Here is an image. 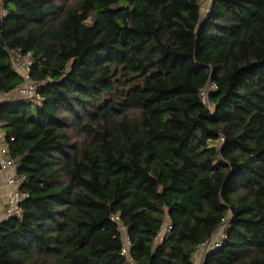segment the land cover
<instances>
[{
    "label": "trees",
    "instance_id": "trees-1",
    "mask_svg": "<svg viewBox=\"0 0 264 264\" xmlns=\"http://www.w3.org/2000/svg\"><path fill=\"white\" fill-rule=\"evenodd\" d=\"M1 5L0 264H264V0Z\"/></svg>",
    "mask_w": 264,
    "mask_h": 264
},
{
    "label": "built area",
    "instance_id": "built-area-1",
    "mask_svg": "<svg viewBox=\"0 0 264 264\" xmlns=\"http://www.w3.org/2000/svg\"><path fill=\"white\" fill-rule=\"evenodd\" d=\"M15 67L18 73H20L26 80V85L21 87L18 91L21 98H33L36 96V85L30 80V73L32 67V54H21L20 52L14 53ZM213 88L209 86L204 90L203 98L208 93L209 89ZM5 134L0 128V175L3 179L4 186L7 188V210L5 216L7 218L20 214V204L24 201L25 195L20 191V185L23 178L17 174V167L15 161L11 160L6 154L5 146ZM117 219L116 217L114 218ZM119 230L126 235V230L122 225H119ZM125 240L128 246V239L125 236ZM214 245V241L202 246V253L206 252ZM197 259V256H196Z\"/></svg>",
    "mask_w": 264,
    "mask_h": 264
},
{
    "label": "crops",
    "instance_id": "crops-1",
    "mask_svg": "<svg viewBox=\"0 0 264 264\" xmlns=\"http://www.w3.org/2000/svg\"><path fill=\"white\" fill-rule=\"evenodd\" d=\"M7 193H8V190L4 186L3 179L0 175V220L3 219L4 214L6 213L5 209L7 205Z\"/></svg>",
    "mask_w": 264,
    "mask_h": 264
},
{
    "label": "rangeland",
    "instance_id": "rangeland-1",
    "mask_svg": "<svg viewBox=\"0 0 264 264\" xmlns=\"http://www.w3.org/2000/svg\"><path fill=\"white\" fill-rule=\"evenodd\" d=\"M2 1H3V0L0 1V15L2 14V9H1V8H2V5H1ZM6 98H7V96H5V95H0V102H1L3 99H6ZM125 241H126V240H125ZM196 260H197V262H198L197 264H200V263L202 262L201 256H197V259H196Z\"/></svg>",
    "mask_w": 264,
    "mask_h": 264
}]
</instances>
